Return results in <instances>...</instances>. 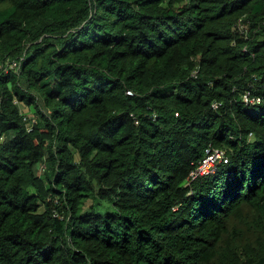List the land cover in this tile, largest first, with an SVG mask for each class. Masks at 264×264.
<instances>
[{
    "label": "trees",
    "instance_id": "1",
    "mask_svg": "<svg viewBox=\"0 0 264 264\" xmlns=\"http://www.w3.org/2000/svg\"><path fill=\"white\" fill-rule=\"evenodd\" d=\"M0 264H264V0H0Z\"/></svg>",
    "mask_w": 264,
    "mask_h": 264
},
{
    "label": "built area",
    "instance_id": "2",
    "mask_svg": "<svg viewBox=\"0 0 264 264\" xmlns=\"http://www.w3.org/2000/svg\"><path fill=\"white\" fill-rule=\"evenodd\" d=\"M6 68L8 69H14L17 67V62L12 61L9 62L7 61L5 63ZM127 94H130V92H127ZM256 102H258V99H255ZM206 156L203 159L201 163L197 165V167L191 172L190 174V179L193 180L195 179L198 175H204L209 172H211L215 166L216 163L222 160L223 158V153L219 150L216 149H206L205 150Z\"/></svg>",
    "mask_w": 264,
    "mask_h": 264
},
{
    "label": "rangeland",
    "instance_id": "3",
    "mask_svg": "<svg viewBox=\"0 0 264 264\" xmlns=\"http://www.w3.org/2000/svg\"><path fill=\"white\" fill-rule=\"evenodd\" d=\"M22 113H24L25 115H27L29 118L32 116V111L29 108H26L25 106L22 107Z\"/></svg>",
    "mask_w": 264,
    "mask_h": 264
}]
</instances>
